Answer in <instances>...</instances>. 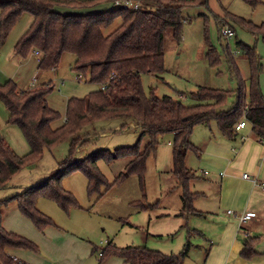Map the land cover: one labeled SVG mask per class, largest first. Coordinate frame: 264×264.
<instances>
[{"label":"trees","instance_id":"obj_1","mask_svg":"<svg viewBox=\"0 0 264 264\" xmlns=\"http://www.w3.org/2000/svg\"><path fill=\"white\" fill-rule=\"evenodd\" d=\"M113 1L0 0V46L7 41L22 16L30 14L32 22L16 43L14 55L27 59L38 52L40 71L56 70L63 55H73L76 58L74 70L79 81L100 86L99 90L83 99H70L64 125L53 130L51 124L60 115L47 104L46 97L54 90L52 83L29 91H19L12 81L0 85V101L8 113L9 122L21 129L31 149L29 155L21 158L0 139V190L6 189L23 168L37 162L45 148L72 139L74 152L78 142L74 136L92 122L124 119L128 122L127 126L132 124L139 127L142 135H147L149 140L143 151L140 149V139L134 147L117 152L118 156L128 157L130 162L113 185L129 176L143 179L147 161L156 154L160 137L172 134V175L182 188L183 208L180 216L196 215L194 202L200 194L191 192L190 186L196 175L186 166L188 153L199 154V149L190 141L195 127L215 121L225 137L234 139L237 136L236 126L245 117L252 126L253 134L264 140V94L260 79L263 65L257 48L241 42L237 44L250 66V88L247 93L233 53L228 46L223 47L226 60L239 82L234 105L229 106L230 92L205 88L199 89L188 104L170 96L160 98L154 89L147 94L142 76L164 71L166 33L170 31L172 40L179 45L184 27L182 10L198 5L208 6V0H139L142 7L137 11L114 7L105 12L85 13ZM242 1L254 8L264 3V0ZM65 9L75 12L63 14L62 10ZM118 20L121 24L105 35L104 31ZM238 24L264 44V23L256 25L239 19ZM206 57L212 66L220 64V56L215 49L211 48ZM72 157L53 177L21 195L0 202V208L16 202L20 213L36 229L44 232L55 224L37 209L39 198L55 202L65 211L77 205L75 197L61 187L60 182L65 175L74 171L84 173L89 195L101 185H106L107 189L112 187L97 170L96 162L101 157H86L76 163L71 162ZM259 239L248 237L244 242L242 258L249 260L257 254L254 246ZM9 249L39 253V248L31 241L7 232L0 217V264H23L8 253ZM188 251L189 247L179 254L166 255L140 247L119 249L108 242L100 264H105L107 252L110 257L123 259L125 264H183Z\"/></svg>","mask_w":264,"mask_h":264},{"label":"rangeland","instance_id":"obj_2","mask_svg":"<svg viewBox=\"0 0 264 264\" xmlns=\"http://www.w3.org/2000/svg\"><path fill=\"white\" fill-rule=\"evenodd\" d=\"M139 2L141 3V1ZM112 8H114V1L101 5L98 10L85 11V13H100ZM64 13L71 14L74 12L65 9ZM182 17L184 27L181 43L177 45L172 40L170 31L165 35L164 71L142 76V83L147 94L150 93L151 89H154L160 98L170 96L179 100L184 95L190 102L192 96L199 89L205 88L230 92L232 96L229 100V106L234 105L239 82L226 60L223 47L228 46L230 52L233 53L240 72V79L247 93L250 88L251 74L246 58L239 51L238 42L256 47L260 57L263 58V71L260 79L264 94L263 43L238 24L239 19L256 25L264 23V3L254 8L242 0H208V6L198 5L184 8ZM31 18L30 14L22 16L7 41L0 46V55H6L7 49H14L19 38L28 29L32 21ZM120 24V20L116 21L113 26L104 31L105 35L112 33ZM224 24L229 25L234 30L235 36L230 40H226L220 33V27ZM211 48L215 49L220 56V64L218 65L212 66L206 57ZM34 57L36 55L32 53L27 59H22L24 60L22 67L27 74L20 72L18 62H11L8 71L11 73V78L0 85L12 81L19 89L26 82L19 80L20 75L23 77L26 75V78L33 79L30 73L37 71L40 65V62L38 63ZM75 63V56L65 54L56 70L42 71L46 73L44 78L50 80L55 86L54 90L46 97L49 108L60 115V118L51 124L53 130L61 128L65 123L67 100L78 96L85 97L89 94V92L85 94L87 89L91 91L96 87L100 88L98 85L85 84L84 81L76 82L78 74L74 70ZM17 75L18 77H16ZM62 81H65L64 84ZM4 109L5 107L0 101V111ZM127 123L124 119L92 122L74 136V139L78 140L74 152L71 148L72 139L51 148H45L43 155L37 162L23 168L20 173L12 178L6 189L0 190V202L14 198L32 187L43 184L62 170L63 164L72 155L74 156L71 159L73 163L80 162L86 157H101L96 162L97 170L112 187L107 189L106 185H101L96 192L89 195L86 175L80 171H74L65 175L60 184L63 190L75 197L77 205L65 211L55 202L45 198L41 197L37 201L42 200L41 202L50 204L56 209L55 214L51 212L55 215L54 218L43 213L54 219L55 228L59 234L73 236L81 240L83 246H88L90 250L87 251L80 264H100L101 257L99 255L106 250L107 246L105 241L112 242L119 249L140 247L166 255L179 254L189 247L190 252L188 251L183 264H204V249L199 247H203L207 242L204 235H208L206 234L207 229L208 227L209 229L212 228V224L203 216L186 218V220L180 216L182 188L172 175V144L174 142L172 134H164L160 137L156 154L147 161L143 179H139L137 176H129L123 182L113 185L130 162L128 157L118 156L117 152L134 147L140 139V149L143 151L149 140L147 135H142L143 131L139 127L127 126ZM249 128L246 130L249 131ZM0 133L2 140L17 156L24 158L29 155L30 146L21 129L9 122L8 113L0 117ZM208 135L212 137L220 135V130L215 121L207 125L196 126L190 141L197 148L198 144L202 147ZM187 158V167L194 173H199L198 164L200 161L196 154L190 152ZM207 171L210 172L211 170ZM199 174H197L198 181H207L208 178L203 179V175ZM199 184L204 183L201 181ZM40 208L42 209V207ZM5 210L6 207L1 206L0 214H5ZM18 212L36 229L30 220L25 218L20 211ZM0 217L2 226L6 222L8 229H12L10 224H16V221L9 216ZM186 222H188L187 226ZM36 230L40 232L38 229ZM69 232L76 233L83 240ZM215 232L217 231H210V233ZM148 235L154 237L148 240ZM50 240L54 241L56 245H60L63 241L60 239ZM189 242L190 246H188ZM207 246L208 244L204 246L205 251ZM96 248V254H93ZM118 258L117 256L110 257L107 252L104 263L123 264Z\"/></svg>","mask_w":264,"mask_h":264},{"label":"crops","instance_id":"obj_3","mask_svg":"<svg viewBox=\"0 0 264 264\" xmlns=\"http://www.w3.org/2000/svg\"><path fill=\"white\" fill-rule=\"evenodd\" d=\"M99 7L93 10H98ZM62 11L64 12L65 10ZM257 54L259 55L258 51ZM12 56L15 57V60ZM11 57L12 59H10ZM34 58L38 60V63L40 62V57L36 56ZM259 58L262 63L263 58L260 55ZM15 61L19 63L20 72L27 74L22 67L24 60L14 55V49H7L6 55H0V84L11 78V73H8V71L10 70L11 62L15 63ZM30 75L33 76V79L26 78V75L24 77L20 75L19 80L26 82L22 88H19V91L34 90L41 87L42 83L43 85L51 83L50 80L44 78L46 73L40 71L39 68H37V71H31ZM64 82L62 81L63 84ZM76 82H80L77 77ZM85 84L88 83L85 82ZM89 90L87 89L85 94L87 92L89 94L95 92L99 88L96 87V89ZM85 97L78 96L75 98L83 99ZM5 114L7 115L6 109L0 111V117ZM243 119L246 118L243 117ZM130 126L134 125L130 124ZM248 127H250L249 131L246 130ZM200 147L201 145L198 144L199 154H196L200 161L198 164L200 174L198 172L195 173L196 179L190 186L192 193L200 194V197L194 202V209L198 215H190L183 217V219L203 216L212 224V228L210 227L209 229L208 227L207 229L206 234L208 235H204L207 241L204 246L208 244V248L206 247L205 251L204 246L199 247L202 250L204 249V264H264V191L259 186H255L250 180L243 178L244 174H248L257 178L258 183L264 184V140L257 138L253 134L252 126L247 121L245 128L239 132L237 131V136L234 139H229L220 132L219 136L212 137L208 135L204 140L203 146ZM187 160L188 158L186 157V166ZM261 161H263L262 164H260ZM197 174L203 175V179L208 178L207 181H198ZM201 181L204 184L200 185ZM41 201L37 202V209L51 217L55 216L53 214H55L56 209L52 205ZM181 206L180 213L183 208L182 204ZM5 211L6 213L3 215L13 218L16 224H10L12 229H8L5 222L4 229L9 233H14L31 241L40 249L39 253L9 249L8 253L23 264H80L87 251L90 250L88 246L81 244V240L73 236L59 234L56 231V226L48 227L44 233L38 232L19 214L16 202L6 206ZM228 212H232L233 215L228 214ZM246 214H252L254 217L243 224L240 218ZM53 218L51 219L54 220ZM187 225L188 222H186ZM211 230L217 232L210 233ZM69 233L78 237L76 233ZM249 236L253 238L259 237L260 239L254 246L257 254L247 261V259L242 258L241 253L244 248V242ZM152 237L154 236L148 235L147 239H152ZM50 239L63 241L60 245H56ZM108 242L110 241H105L106 245H108ZM93 254L96 253L93 251ZM118 259L125 264L123 259ZM119 261L117 260V262Z\"/></svg>","mask_w":264,"mask_h":264},{"label":"built area","instance_id":"obj_4","mask_svg":"<svg viewBox=\"0 0 264 264\" xmlns=\"http://www.w3.org/2000/svg\"><path fill=\"white\" fill-rule=\"evenodd\" d=\"M114 7L124 9L127 11H137L142 7V4L138 0H115L114 1ZM220 33H221L222 37H224L226 40H230L231 38H233L235 36L233 29L227 24H224L220 27ZM34 54L36 56L40 57V54L38 52H34ZM180 101L183 104L189 103V99L186 96H181ZM246 125H247V120L243 119V121L240 122L236 126V131L239 132L240 130L245 128ZM0 139H2L1 133H0ZM243 178L250 180L255 186H259L264 191V184L258 183L257 178L250 177L247 174H244ZM228 213L233 215L232 212H228ZM253 217L254 216L252 214H246L245 216H242L240 218V220L243 224H245V223L249 222L250 220H252ZM99 256L102 257V253H100ZM16 261H18V260H16Z\"/></svg>","mask_w":264,"mask_h":264}]
</instances>
